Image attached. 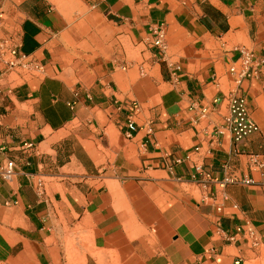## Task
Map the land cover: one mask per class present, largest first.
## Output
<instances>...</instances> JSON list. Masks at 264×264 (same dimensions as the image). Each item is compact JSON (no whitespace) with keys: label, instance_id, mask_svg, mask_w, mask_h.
<instances>
[{"label":"crops","instance_id":"0c3cea01","mask_svg":"<svg viewBox=\"0 0 264 264\" xmlns=\"http://www.w3.org/2000/svg\"><path fill=\"white\" fill-rule=\"evenodd\" d=\"M81 1L111 36L86 59L52 0H0V43L32 62L0 55V264H264L237 232L264 242V72L240 88L259 130L216 132L229 66L264 57V0Z\"/></svg>","mask_w":264,"mask_h":264},{"label":"built area","instance_id":"2783aa9c","mask_svg":"<svg viewBox=\"0 0 264 264\" xmlns=\"http://www.w3.org/2000/svg\"><path fill=\"white\" fill-rule=\"evenodd\" d=\"M152 47L156 49L157 53L164 55L166 49L165 33L162 27H157L153 30V40L151 42ZM6 50L12 56V59L6 61L9 69L22 64L24 68L32 67L31 60H28V56L18 52L14 47H6L4 42L0 43V55ZM30 68V67H29ZM264 72V57L257 56L253 51L247 49H241L238 59L233 62L228 68V73L231 74L236 83L237 89L229 92L223 99L227 102V114L223 117L222 122L216 127L217 134H224L228 132L235 143H240L245 137L259 130L258 125L252 120L248 113L247 99L245 95L240 91L241 85L245 80H254L261 76ZM219 98L214 101L219 102ZM133 108H138L136 103H133ZM136 126L132 118H128L126 123V137H130L131 133L135 130ZM31 147L32 144H27ZM179 161V160H178ZM253 164L257 165L256 161ZM260 167H264V163L258 164ZM198 179L201 183H205L209 179L207 173L202 172L197 168ZM15 163L12 160H7L4 164L0 165V178L10 183L15 177ZM196 176H193L195 178ZM227 181H232L227 179ZM241 183L252 184L250 179H244ZM37 192L42 195L44 192L42 182L37 184ZM225 199V196H223ZM220 211V207L217 208ZM237 232L245 238L251 247H257L259 245L264 246L254 229V227L246 223L244 226L237 228Z\"/></svg>","mask_w":264,"mask_h":264},{"label":"rangeland","instance_id":"374dc122","mask_svg":"<svg viewBox=\"0 0 264 264\" xmlns=\"http://www.w3.org/2000/svg\"><path fill=\"white\" fill-rule=\"evenodd\" d=\"M56 6L69 13L72 16V25L74 29L81 31V36L78 37V41L75 44L77 53V58H87V55L97 56L102 55L100 51L102 43H106L108 40H111L110 30H107L104 25L101 24V21L97 18L89 16L90 11L84 6L81 0H52ZM128 45H131L127 39H121L120 46L122 55L123 48H125V56L134 57L137 55L130 52L127 48ZM93 48L95 51H93Z\"/></svg>","mask_w":264,"mask_h":264}]
</instances>
